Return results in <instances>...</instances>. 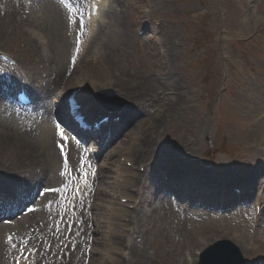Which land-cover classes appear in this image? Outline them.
Masks as SVG:
<instances>
[{"label": "rangeland", "instance_id": "1", "mask_svg": "<svg viewBox=\"0 0 264 264\" xmlns=\"http://www.w3.org/2000/svg\"><path fill=\"white\" fill-rule=\"evenodd\" d=\"M73 1L0 0V52L16 60L38 95L34 110L20 111L1 95L0 81V198L6 205L33 184L59 189L63 177L68 186L74 182V159L64 163L54 145L55 113L67 108L70 89L95 83L114 88L129 102L104 133L85 138L76 156L78 166L86 149H93L91 164L99 169L94 198L88 192L82 196L92 216L89 238L68 242L63 259L54 262L52 254L43 255L37 264H110L102 262L109 261L103 254L113 253L114 247L121 250L114 253L121 264H197L199 253L215 241L254 235L261 228L264 232V0H117L109 24L96 31L72 70L81 35ZM120 44L124 51L110 48ZM115 81L137 84L138 99L137 91L147 90L148 107L139 106L136 96ZM88 99L90 109L106 110ZM126 150H132L138 163L133 168L131 160L128 168L140 174L132 197L145 196L136 216L141 224L123 221L131 229H144L130 263L122 254L130 253L126 243L131 232L123 229L124 237L111 235L110 241L104 208L112 200L132 212V201L100 192L111 190L109 182L114 169L125 164ZM203 161L217 166L216 172L226 169L220 166L236 164V171L243 166V180L232 183L204 171ZM65 188L46 191L30 213L11 219L9 206L0 213V264H13L29 238H35L28 246L38 255L40 243L49 238L45 233L53 228L56 197ZM242 252L246 264L264 262L259 250Z\"/></svg>", "mask_w": 264, "mask_h": 264}, {"label": "bare ground", "instance_id": "2", "mask_svg": "<svg viewBox=\"0 0 264 264\" xmlns=\"http://www.w3.org/2000/svg\"><path fill=\"white\" fill-rule=\"evenodd\" d=\"M116 1L117 0H104L102 3V10L101 12H99L98 16L91 22L90 24V32L92 34L95 35V28L96 31L97 30H101L102 27H105L107 24H109L108 19L111 17V14L115 11V7H116ZM18 13V12H16ZM17 17V16H16ZM114 32V31H112ZM125 32V29H121L120 30V34ZM121 36H123V34H121ZM109 47V46H108ZM112 49V51H124L125 48L124 46H122V44L120 45H116L113 47H110ZM117 82L118 85H120L123 89V91H127L129 94L136 96V90L138 89V85L137 84H131L132 82L129 81H125L124 83H119ZM82 84V83H80ZM131 84V85H130ZM20 86V85H19ZM81 87V86H80ZM95 87H97L96 85L93 86V91L96 90ZM30 89V88H29ZM160 88H156V97H158V91ZM140 91V92H138ZM138 96L139 99L136 96V101L138 100V104L139 106L142 104L144 106L143 109L147 108L148 105L150 104L148 101H150V99L148 98L149 95L147 94V90H138ZM61 115L64 116V118L67 117V113L65 112H61ZM73 129H75L76 132H83L82 130H80V128L78 127V125L74 124L73 126H71ZM104 128H107V126H102L101 128V132H104ZM123 149V148H122ZM127 152H124L126 155V164H119L115 169H114V175L112 176V179L109 182L108 187L111 188V192H109L110 194L108 195L107 191H100L102 193H105L106 195H108L110 198L115 199L116 196H120V198H126L128 199V201H132V203L130 204L134 210L131 212L130 210H128L126 208V206L121 205L120 203L110 200L109 201V205L107 207H105L104 209L108 212V220H107V228H108V238L111 241L110 237L111 235L113 237H116L118 239H121V237H124V234L122 233V230L127 229L129 230V232H131V235H127V243L126 245L129 247V251L130 253H123L122 256L124 258V260H126L127 262L130 263V261H132V257L136 254V245L139 244L140 237H141V233L144 231V229L140 230L139 227H133V229H131L129 227V224H127L126 222H123L124 219H127V221H134V223L140 225L141 221L136 218L137 214L139 212H141V205L139 204L140 202L142 203L144 201L145 196L143 195V193H139L138 196L132 197L131 194V190L134 187L133 185H135V182L137 180L140 181L139 173L133 172L134 169H130L127 166V163H129L131 160H134V162H136V158L137 156L135 154H132V150H126ZM91 160L89 159V162ZM138 164L137 162L135 164H133V168H135L134 166ZM99 176H97L98 178ZM96 178V179H97ZM63 183H65V180H63ZM90 183H87L85 181H83L82 179H77V185L80 186V190L82 191L83 188H87L88 185ZM62 185H67V184H62ZM72 191H75V186L73 188ZM80 191V192H81ZM79 192V193H80ZM141 192V191H140ZM17 195V194H16ZM77 195V193L75 194V196ZM74 196L71 198L70 202H68V200H66L65 203H63L62 201L60 202V204L57 206V211H62L65 212L67 215L65 217H68V220L66 221L65 226H67L72 218L74 217V213H75V205H74ZM73 203V204H72ZM74 206V210H73V214H72V207ZM262 209V217L260 218V220L264 223V207H261ZM61 213V214H62ZM60 214V216H61ZM88 219H90L88 217ZM152 222V220H149ZM87 222V220H86ZM97 223V227L99 226L98 221H95ZM145 222H147V220H145ZM60 224V222H59ZM62 224V223H61ZM261 228V227H259ZM85 231H88L90 228L89 227H84ZM262 229V228H261ZM259 229L258 232L254 235H245L242 236L241 234H237L234 235L233 238H230V236H226V238L233 240L240 249H242L243 251H254V250H259V254H264V232ZM76 235H77V231H75ZM86 236V235H84ZM128 236H131L130 239L128 238ZM246 237L250 238V242L248 239V242L246 240ZM124 239V238H123ZM115 241L113 240L112 245L114 244ZM250 243L252 245L251 248H248V244ZM192 245H195V242L193 241L191 243ZM244 246V247H243ZM243 247V248H242ZM192 248V247H191ZM245 248V249H244ZM193 249V248H192ZM195 249V248H194ZM182 250V249H181ZM119 248H113L112 252L110 250H106L104 255V259L108 258L109 261L106 260H102V262L104 263H110V264H121V262L118 261V258L115 257L114 253H118ZM184 250L181 251V253ZM113 254V255H112ZM129 255L131 256V260L129 258ZM185 256L188 259H192V253L187 251L185 253ZM30 260H32V257H30Z\"/></svg>", "mask_w": 264, "mask_h": 264}, {"label": "water", "instance_id": "3", "mask_svg": "<svg viewBox=\"0 0 264 264\" xmlns=\"http://www.w3.org/2000/svg\"><path fill=\"white\" fill-rule=\"evenodd\" d=\"M106 95L102 101L111 100L112 107L121 106L114 100L117 96L111 91L102 92ZM102 95V94H100ZM244 260L240 251L229 241H220L210 247L201 257L200 264H243Z\"/></svg>", "mask_w": 264, "mask_h": 264}, {"label": "snow or ice", "instance_id": "4", "mask_svg": "<svg viewBox=\"0 0 264 264\" xmlns=\"http://www.w3.org/2000/svg\"><path fill=\"white\" fill-rule=\"evenodd\" d=\"M62 135H63V133H62ZM65 139H67V137H65ZM47 191H48V192H57L58 189H51V188H50V189H48ZM77 191L79 192L80 190L77 189ZM5 209H6L5 201H4L3 198H0V213H3V212L5 211Z\"/></svg>", "mask_w": 264, "mask_h": 264}]
</instances>
